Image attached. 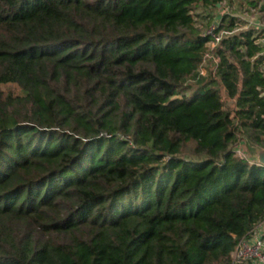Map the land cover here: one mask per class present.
Listing matches in <instances>:
<instances>
[{
    "label": "trees",
    "instance_id": "obj_1",
    "mask_svg": "<svg viewBox=\"0 0 264 264\" xmlns=\"http://www.w3.org/2000/svg\"><path fill=\"white\" fill-rule=\"evenodd\" d=\"M225 1L0 0V264H232L264 220L236 151L264 147V28Z\"/></svg>",
    "mask_w": 264,
    "mask_h": 264
},
{
    "label": "rangeland",
    "instance_id": "obj_2",
    "mask_svg": "<svg viewBox=\"0 0 264 264\" xmlns=\"http://www.w3.org/2000/svg\"><path fill=\"white\" fill-rule=\"evenodd\" d=\"M210 12L213 14L212 18L214 21L215 18H217L216 20H218L220 16L225 14H229L236 17L238 19L237 20L238 24L235 29V32H240L251 28H258V29L264 28V12L260 10V7L253 8L247 2L243 3V0H236L232 3L229 1H225L220 8L211 9ZM195 16H196V20L199 23L206 21L207 19H209V17L211 18L209 11L204 10L202 8H199L195 11ZM205 17L208 18L204 19ZM209 28L210 27L208 26L207 30ZM262 41L264 42V40ZM214 68H215V62L212 56L207 55L201 67V70L206 73L208 69H214ZM222 94H223L225 109L228 111H233L235 109V100L230 99L224 89L222 90ZM241 145L244 149L243 142ZM237 154L240 156L239 152H237ZM246 154L251 158L249 153Z\"/></svg>",
    "mask_w": 264,
    "mask_h": 264
},
{
    "label": "built area",
    "instance_id": "obj_3",
    "mask_svg": "<svg viewBox=\"0 0 264 264\" xmlns=\"http://www.w3.org/2000/svg\"><path fill=\"white\" fill-rule=\"evenodd\" d=\"M231 33L229 31L217 32L215 25L207 30V34L213 38L210 43L212 47L219 44L224 36ZM200 74L205 75L206 73L200 69ZM236 151L239 152L240 156H244V149L241 144L238 145ZM232 264H264V220L255 226L250 237L239 240L232 253Z\"/></svg>",
    "mask_w": 264,
    "mask_h": 264
},
{
    "label": "water",
    "instance_id": "obj_4",
    "mask_svg": "<svg viewBox=\"0 0 264 264\" xmlns=\"http://www.w3.org/2000/svg\"><path fill=\"white\" fill-rule=\"evenodd\" d=\"M244 151L249 153L251 158L259 164L264 165V147L251 141L247 136H243Z\"/></svg>",
    "mask_w": 264,
    "mask_h": 264
}]
</instances>
